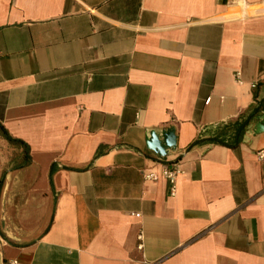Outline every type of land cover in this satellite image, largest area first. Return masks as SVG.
Here are the masks:
<instances>
[{
    "label": "crops",
    "instance_id": "obj_1",
    "mask_svg": "<svg viewBox=\"0 0 264 264\" xmlns=\"http://www.w3.org/2000/svg\"><path fill=\"white\" fill-rule=\"evenodd\" d=\"M263 99L264 0H0V264H264Z\"/></svg>",
    "mask_w": 264,
    "mask_h": 264
},
{
    "label": "trees",
    "instance_id": "obj_2",
    "mask_svg": "<svg viewBox=\"0 0 264 264\" xmlns=\"http://www.w3.org/2000/svg\"><path fill=\"white\" fill-rule=\"evenodd\" d=\"M262 109H264V99L258 101L254 107L240 115L237 119L221 124L214 134L198 138L190 147L203 142L221 144L232 148L237 147L243 141L249 125L260 115ZM3 130L9 140L13 142L19 141L10 136L4 128Z\"/></svg>",
    "mask_w": 264,
    "mask_h": 264
},
{
    "label": "water",
    "instance_id": "obj_3",
    "mask_svg": "<svg viewBox=\"0 0 264 264\" xmlns=\"http://www.w3.org/2000/svg\"><path fill=\"white\" fill-rule=\"evenodd\" d=\"M257 130H264V118L257 124ZM148 147L155 150L161 156H166L169 149L176 147L175 128L171 127L162 132V136L156 131L152 130L150 136L147 138Z\"/></svg>",
    "mask_w": 264,
    "mask_h": 264
},
{
    "label": "built area",
    "instance_id": "obj_4",
    "mask_svg": "<svg viewBox=\"0 0 264 264\" xmlns=\"http://www.w3.org/2000/svg\"><path fill=\"white\" fill-rule=\"evenodd\" d=\"M211 98L207 99V102L210 101ZM260 157L263 158L264 154L260 152ZM179 170L176 167H169V166H164L162 169L161 174L159 172H149L145 174V177L150 180H157L160 175H163L167 177L170 182L172 183V188H171V194L175 195L177 192V183H176V178ZM143 238V233H140V239ZM142 246V245H141ZM11 264H18L17 260H13Z\"/></svg>",
    "mask_w": 264,
    "mask_h": 264
},
{
    "label": "bare ground",
    "instance_id": "obj_5",
    "mask_svg": "<svg viewBox=\"0 0 264 264\" xmlns=\"http://www.w3.org/2000/svg\"><path fill=\"white\" fill-rule=\"evenodd\" d=\"M257 7V6H256ZM260 8V7H259Z\"/></svg>",
    "mask_w": 264,
    "mask_h": 264
}]
</instances>
